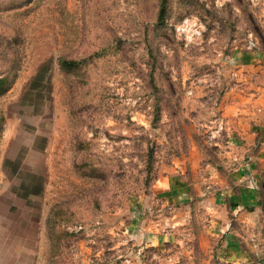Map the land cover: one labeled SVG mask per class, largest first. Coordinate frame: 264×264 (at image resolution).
<instances>
[{"label":"rangeland","instance_id":"rangeland-1","mask_svg":"<svg viewBox=\"0 0 264 264\" xmlns=\"http://www.w3.org/2000/svg\"><path fill=\"white\" fill-rule=\"evenodd\" d=\"M31 0L0 11V248L28 264H264L227 134L264 104V0ZM192 18L199 34L176 36ZM17 39L6 48L7 39ZM85 59L79 77L58 59ZM150 153V157L148 156ZM151 165L150 172L146 167ZM26 264V263H25Z\"/></svg>","mask_w":264,"mask_h":264},{"label":"crops","instance_id":"crops-1","mask_svg":"<svg viewBox=\"0 0 264 264\" xmlns=\"http://www.w3.org/2000/svg\"><path fill=\"white\" fill-rule=\"evenodd\" d=\"M249 105L241 108L246 114L241 128L227 134V156L236 161L232 169L234 188L224 190L229 209L253 213L259 208L261 185L264 184V104L261 96H250ZM28 264L19 253L6 255L0 248V264Z\"/></svg>","mask_w":264,"mask_h":264},{"label":"trees","instance_id":"trees-1","mask_svg":"<svg viewBox=\"0 0 264 264\" xmlns=\"http://www.w3.org/2000/svg\"><path fill=\"white\" fill-rule=\"evenodd\" d=\"M31 0H0V11H5L6 14L9 16L13 15H25L27 13V8L29 7ZM166 2L167 0H159L158 9L156 12V25H162L164 22V15H165V8H166ZM17 39V36H13L11 38V41L7 39L6 41V48H10V42H13ZM6 64V71L4 74L0 75V95L3 94L8 90L12 82L14 81L16 77L17 72V66L16 65V59L13 58L12 54H9L5 57ZM58 68L64 73H74V76L79 77V71L81 67L85 64V59H67V58H59L58 59ZM150 157V153L148 155ZM148 158V164L146 167V172H150L151 165L149 163ZM261 188H264V184L261 185ZM259 200V204H260Z\"/></svg>","mask_w":264,"mask_h":264},{"label":"built area","instance_id":"built-area-1","mask_svg":"<svg viewBox=\"0 0 264 264\" xmlns=\"http://www.w3.org/2000/svg\"><path fill=\"white\" fill-rule=\"evenodd\" d=\"M193 26H196L195 21L192 18L184 17L180 22L173 26V30L176 36H182L183 39L187 38V34H199L197 29H194Z\"/></svg>","mask_w":264,"mask_h":264}]
</instances>
